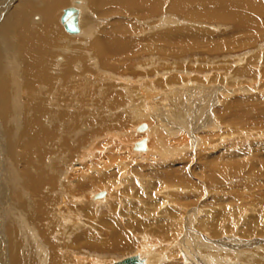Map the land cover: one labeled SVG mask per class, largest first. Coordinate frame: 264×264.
<instances>
[{
    "label": "bare ground",
    "instance_id": "1",
    "mask_svg": "<svg viewBox=\"0 0 264 264\" xmlns=\"http://www.w3.org/2000/svg\"><path fill=\"white\" fill-rule=\"evenodd\" d=\"M72 3L75 4L76 7H72L73 6ZM77 7L83 11L81 15V19H80L81 11ZM60 8H62L61 11H60ZM69 8L76 10L77 31L68 32L65 30L67 33L72 34V35H65L63 33L60 23L62 24L61 18H62L64 11ZM7 10L9 12H7L4 17L1 16L0 18L1 19L0 20V118L2 119L1 124L3 126V135H4L3 137H5V144L3 145L4 149L2 148V150L5 151V154L8 155V158L12 159L14 164L20 167L21 169L20 178L23 179L24 181L25 179L27 180V183L25 184H27V186L30 187L29 193L34 203L33 206L31 207L32 209H29L25 203V199L24 201H22V203L18 201L20 205L23 208H25L24 211H21L19 214H17L18 217L16 216L17 217L16 220L19 221V224L17 223L18 226L16 225L18 228L17 230H14L15 228L14 229L10 228V225L8 227L6 226L7 228L5 231L10 230L12 235L14 233L16 235V241L13 242L12 237L11 238L9 237L10 240L8 239L10 243V245L8 243V246H7L8 247V254H7L8 264H76L78 261L83 262L84 260L85 261L87 260L88 264H101V263H98L101 260L99 257L97 258L99 261L93 257L94 255L90 257L91 254L90 256L88 254L84 257H75L76 255H73L72 250L88 248L93 251H98V249L99 250L106 249L107 251H115V250L125 249V248H128V243H129V241L127 240V234L123 231L121 225L117 223L115 225L110 221L112 216L114 215L112 216L102 215V217H100L98 221L100 222L103 229L107 228L109 232L111 230V233H108V234H112L110 240L108 239V240L101 241L102 240L101 238V240L99 239L100 240L99 241V240H95L93 237L87 238L83 234H79L73 240L72 239L70 240V235H72L73 229H74V228L72 229V226L74 223L72 224L71 227L69 226V228L58 229L59 225H61L60 221L62 219H61V214L57 213V211L58 212L63 211L64 209H66L64 207H68L67 205L71 206L69 202H74V201L67 200L66 196L57 195V190L60 188V186H58L60 184L59 178H58V171L57 170L55 171L54 167H46L47 164L46 166L44 164V159L46 158V155L48 154L47 151L49 152V145L53 143L54 141H56L55 139L58 136L56 135V132H55V126L57 123H58L57 125L58 128L63 126L64 128H66L65 129L66 132L69 131L70 134L73 135V137H69V138H72V142L70 145L67 146V149L69 150L70 155L73 156L75 154V151L74 153L71 152V148L79 137H76L73 133L79 134L78 131H80L79 130L80 123L86 122V119L88 118V115H89V110H91L89 109L87 111L89 107V103H87L89 101L87 100H92V99L87 94H85V92L87 91L89 87L91 86L94 87V85H92L91 83L90 84L88 83L89 82L88 79H85V77L89 78L85 76L86 73L91 72L90 70H92L89 66L92 65L93 67L95 66V68H100L102 70L109 69L112 71H116L120 74L126 70L127 63L131 62V60L133 59H137V57L138 58L144 57V61L141 62V65L139 67L146 71L150 65L151 66L154 65L153 63H155V61L158 62L159 66L161 65L163 66L162 60L168 59L169 56H175L176 57L175 60L179 61L182 58V56L184 57V54H187V53L198 54V55L199 54H209V55L217 54L219 56L224 55L225 58L228 57L229 59L230 55L227 54L229 50L231 51L233 49L245 50L246 48H249V46H253V45H256L255 47H257V41H256L257 39H255L256 38L255 36L252 37V35L254 34L253 31L255 29H259V22H258L259 20L257 21L258 17L259 18L264 17V0H0V15L3 12H6ZM34 14H38L39 16L37 17L38 23L37 22L34 23L32 21V18L36 17V15ZM122 14L131 15V17L135 18L134 20L135 22H140L141 24H144V26L147 28H144L143 30H141L140 28H137L136 26L131 25L129 22L130 20H116L115 19L117 15H122ZM57 15H58V18H57ZM57 21L59 23V26H56ZM153 23L154 25H150ZM198 23H205V25L211 24L210 26L212 27L214 26L216 28L217 27L222 28V26L229 27L230 31L229 32L223 31L222 33H219V34L216 33L217 35H212L209 32V30H203L202 29L203 27L196 28L194 25ZM67 49L68 51L65 52V50ZM61 52L63 55H61L62 58L60 57L59 58L62 61L57 63L56 61H54V58L56 56H59L58 54H60ZM152 53H154V55L155 53L156 55L158 54V57L155 55L157 60L153 59L154 55ZM146 57H148L149 60H146L147 59ZM2 60L4 61L5 66L2 63L3 62ZM89 62L91 63L90 65H89ZM145 63L149 64V66L146 65ZM210 64H213V63H210ZM164 65L166 66V64ZM246 65L247 64H245V66L242 69H238L237 71L239 73L249 72L245 69L247 67ZM3 66H4V69L7 70L8 72L7 77L3 76V72H2ZM128 67H130L128 71L132 70L131 66H128ZM158 72L153 69V70H148L146 73L147 74L157 73V75H160V73ZM79 76L80 78H78ZM166 80H164V85H167V83H170V85H172L175 82L181 81L182 79L181 77L175 75ZM144 82L145 83L143 85H139V87L144 88V86L146 87L147 84L149 83V81H144ZM157 82L159 83V80ZM95 85H97V89L100 90L98 84H95ZM112 86L117 87L116 83L113 84ZM97 89H96L95 98H97L98 92H99ZM101 89L103 88L101 87ZM130 89H127V91ZM174 89L176 88L174 87ZM144 90H147V89L145 88ZM110 91L115 93V89H112ZM139 91L140 89L137 90V92L135 91L136 94ZM99 93H102V92H99ZM139 94H141L142 96L138 95V97L140 98L137 101H140L142 103L135 107L137 108L136 110L138 111L135 110L134 112H132V114H134L133 118L137 121H141V120L147 121L149 116L146 113V108L149 102L155 98H153L152 95H149L146 92L145 93L140 92ZM257 97L259 100H256L255 97H252V96L249 98L234 97L231 100L224 102L222 107L218 108L215 111V115L219 119V122L222 121L223 123L226 124V125L225 124L223 125H225L227 129H231L229 124L232 122L234 125L238 126L240 130L243 129L246 133L249 132V128L252 130L255 129V131H256V128L257 130H262L264 129V97L256 96V98ZM137 98H135L134 104H136ZM174 100L175 99H173V101ZM96 101H99V99H97ZM106 101L104 100H102L101 102L99 101L100 103L98 104V106L107 105L108 102ZM112 102L113 104L114 103L120 104L119 108H122V102L120 99L114 98L113 101L112 100L110 101V103ZM125 102L127 101L125 100ZM142 105L143 106L145 105L144 106L145 110H143L144 107H142ZM68 108L71 110L69 111ZM100 109H103V108H100ZM129 109H130V106H129ZM14 110L16 111L14 112ZM72 110H74V113H71ZM180 110L181 112L177 110L178 112L174 114L173 118L168 116L169 118L162 117L163 120L160 119L164 121L165 126L169 125V127L170 126L172 127L171 130L173 132L171 131L169 136L174 135L175 130L179 129L181 125L184 123L183 119L185 118H181L182 117L181 107H180ZM123 112L125 111H122V113ZM98 113L100 112L98 111ZM117 113L118 112H116V114ZM161 113L163 114V112ZM109 114H107V116H109ZM111 116L113 117L112 113H111ZM114 116H115V113H114ZM156 116H158V114ZM98 117H99V114H98ZM173 119L174 121L178 122L176 126L172 125L173 123L171 124V121ZM135 120H132V121H135ZM212 121H213L212 123L215 125L214 120ZM17 122L18 124L16 125ZM12 124L14 126V129L16 127L15 130H13ZM98 124H102V123H98ZM81 129H83V127ZM57 132H59V130ZM0 133H1V130H0ZM135 133H138V132H135V130H133V133L129 132V134H126L127 137L124 138L125 140L123 141L124 144L122 148H116L114 146L116 149L113 147H112L113 149L111 150L105 149L104 151H101L100 154H98L97 156L96 155H92V156H94V158L95 157L100 158L101 156H103V153H107L109 151L110 157H113L114 155H116L114 153V150H115L117 152L119 151V154L121 153L120 151H122L123 153L121 154H123V156H120L119 159H114V160L112 158V163L114 166H118V165L120 166V164L124 165L123 161L129 158L131 159V161L132 160L134 161L135 159L137 160V157L140 156V153L138 152L136 155L135 153H133V149L134 151L137 152L138 149L142 148L143 146L145 147L146 141L141 140L137 143H135L136 141H134L133 143L128 144L129 140L132 141V139L135 137L136 135ZM87 134H88V131H87ZM243 134L245 133L243 132ZM104 135L102 136L104 137ZM22 136H24V139L21 142ZM183 139H184L183 137L182 138L180 137V142L183 141ZM154 141H158V140H156L154 137V139L152 140V143H154ZM64 142L66 141L64 140ZM96 143L97 142H95V144ZM181 143L182 144L179 145L180 150L176 151V152H179V154H180V151L182 152L183 149L185 150L186 148H188L185 146L183 142ZM100 144L98 143L99 146ZM149 144L150 143L147 142L146 146H147L148 151H150L151 154L152 153L155 154V151H158L157 148L160 147L161 149L158 154H160L161 156L167 155L168 152L166 151V149L161 147L159 142L156 144L154 143L155 145L152 144L151 147ZM79 145H82V144L79 143L77 146ZM260 146H261L260 148H264V144ZM86 147L88 148V145ZM242 147H243L242 145L241 146L239 145L238 147L236 148L234 147L233 149H231V151H233L231 154L233 157H230L227 160L226 164H223L222 167L224 168L222 170L220 169L218 174L214 173L213 175L214 177L212 176V180L215 183V185L217 183L221 184L220 181L224 182L227 179H230L231 181V176H230L231 173L232 174L241 173L245 178V181L243 184L238 185L237 187L234 188L235 196L233 200L230 199L228 200V202L226 201L227 203L224 204V206L221 205L222 196L217 195L215 196L214 199L212 198L213 199L212 202L214 204L210 206L213 208L215 212L212 210V208L210 210H211V213L213 214V217H214L213 221L216 223V225H215V228L211 230V234L216 239L220 237V240H218V242L215 243L219 246L215 253V254L218 253L217 256L219 255L222 256V254L224 256L225 254L230 253V250L227 247H226L227 249L224 248L225 246H228V245L222 244L221 238L225 234L236 233L235 231L237 229L236 227L237 224H240V223L242 224L240 228H241V232H243L244 234L250 231L252 235L253 234H257L258 236L264 235V227L262 226V223H264V219H262V216L264 215V152L263 151L258 152V154H256L255 160H250L247 158V155L244 157V156H241L242 154H239L241 152H239L238 149ZM89 149L92 150L91 148ZM85 154L87 153L85 152ZM79 156L80 155H74L73 157H70V164H72L74 160L76 159L79 160L80 158ZM87 157L85 155L80 159H86ZM242 157L245 158L243 159L244 161L242 162L244 163V165L240 163L241 161L240 158ZM106 158H108V155ZM185 158L189 159L188 156H185ZM238 160H239V163L235 164L234 161H238ZM109 161H110V158H109ZM232 163L235 164V166L233 165L234 167L229 166L230 164L232 165ZM181 166L184 167V165H181ZM208 166L212 167L213 169L215 168L213 167L214 164L209 163ZM121 167L123 168V166ZM121 169H118V170L120 171ZM216 169L218 168H215L214 170L215 171L219 170V169L218 170ZM118 170H117V173L119 172ZM180 170L178 169L175 171L172 169H165L163 170L164 172H162L161 170L162 176L161 175L159 176L162 177L164 181V182L162 181L163 183H167L166 184L167 187H172L175 184L179 186L180 183L182 184V186H184L186 183H189L190 181L187 180L188 178L185 175L183 176L182 173H179V175H177L178 174L177 171L181 172ZM193 171H194V168L192 169V173L195 172ZM134 172H136V170ZM161 172H158V174H160ZM68 174L69 172H67L65 176H67ZM107 174L109 175V173ZM109 178H110L109 176L107 178L97 177L95 179L96 182H94V184L102 185V186L107 185L106 181H108V184H109L113 180V179L110 180ZM14 179L16 178H13V182H14ZM225 183L226 182L222 183L221 186L223 184L226 186ZM91 184L92 183L91 182L89 183L88 181L87 182H82V181L77 182V186L80 187L79 194L82 198L86 199V196L88 195H85L81 192L83 191L86 192L91 186ZM190 185L192 186V184ZM224 185L222 187V190L226 188ZM185 187H188V186L185 185ZM67 188L69 189L68 185H67ZM213 190H215V192L217 193L223 192L221 188L219 187ZM67 191L69 190L66 189V192ZM215 192L214 194H216ZM87 193L89 194V197L91 196V194L92 196L94 195L92 192L91 193L87 192ZM106 194L107 192L105 191L101 193H96L93 199H95L96 201L97 199H103V197ZM73 195L74 194H72V196ZM231 196L233 195L231 194ZM176 198L174 200H176ZM107 199L101 202L100 201L93 202L92 205L94 207H98L105 201L107 202ZM179 200L184 201L182 200V198ZM179 200L174 201V203L177 201L181 202ZM187 201L188 200H186V202ZM231 201H233L234 203L236 202L235 207L231 205ZM192 204L193 203H191L190 201V204L186 205V208L188 207L187 210L189 211L194 210L193 208L192 209L189 208V206L191 207ZM175 206L178 208L179 207L181 208L179 204ZM182 207H183V204H182ZM13 210L15 211V209ZM189 211H183V214L187 213L186 216H188ZM248 211L251 212L250 217H249L250 220L242 218V216L246 215ZM86 215L87 217L89 216L87 212H86ZM52 216L55 217V220H54V217ZM63 217L65 218V216ZM188 218L185 217V219H188ZM136 219L137 218H135V220ZM67 220L68 219H65V222ZM140 220L141 219H139V221ZM68 221L73 222V220L72 221L68 220ZM132 221L133 220H131V222ZM121 224H122V221H121ZM125 225L127 227L130 226L127 223ZM62 226H65V225H62ZM187 226H189V224ZM75 227L79 228V225L77 226L75 225ZM181 228L183 229V226H181ZM17 235H19V238L21 240L23 239L25 240L27 238L28 241L20 243L21 241H19ZM103 236H106V235L104 234ZM96 241L98 243H96ZM208 242L206 241V244ZM144 244H145L144 242L143 244L141 242V246L138 247L139 248L138 250L140 251V255L142 257L139 254L131 255V256H137L142 261L143 264H150L152 263V260L149 258V256H145V253L147 251H146V248L144 247ZM188 245H191V244H188ZM185 246L187 245L185 244ZM197 247H199L198 249L200 252L205 247L209 248L207 245H204L200 242L197 243ZM187 249H183V250H185L186 253L188 252L190 253V251H188ZM46 250L48 251L46 252ZM150 251L151 250H149V252ZM74 254H76V252ZM160 254L163 256L165 255L164 253H160ZM218 258H220V256L217 257V260H219ZM154 262H156V260H154L152 264H154Z\"/></svg>",
    "mask_w": 264,
    "mask_h": 264
},
{
    "label": "rangeland",
    "instance_id": "2",
    "mask_svg": "<svg viewBox=\"0 0 264 264\" xmlns=\"http://www.w3.org/2000/svg\"><path fill=\"white\" fill-rule=\"evenodd\" d=\"M72 7H76V5L73 4ZM62 8H60V11ZM80 11H81L80 12V19H81V15L83 11L81 9ZM7 12L9 11L7 10L6 12H3L0 15V18L1 16L4 17ZM34 15H36V17H33L32 21L34 23L36 22L38 23L37 17L39 16L38 14H34ZM57 18H58V15H57ZM115 19L116 20H130L129 22L131 25L136 26L137 28H140L141 30H143L144 28H147L144 26V24H141L140 22H135L134 21L135 18L131 17V15H123V14L117 15ZM257 21L259 22V29H255L253 31L254 34L252 35V37L255 36L256 37L255 39H257L256 40L257 47H255L256 45H253V46H249V48H246L245 50H237V49H233L232 51L229 50V52H227V54L230 55L229 59L228 57L225 58L224 55H221V56L217 54H210V55L209 54H199L198 55V54L187 53V54H184V57L182 56V58L179 61L175 60L176 58L175 56H169L168 59L162 60L163 66L162 65L159 66L157 61H155V63H153L154 65L152 66L151 65L149 66V64L145 63L146 65L149 66L147 68V71L154 69L157 72L159 71L158 73H160V75H157V73L147 74L146 70L141 69L139 67L141 65V62L144 61V57H141V58L137 57V59L139 60L133 59L131 60V62H128L127 68H126L127 71L125 70L123 71L124 73L122 72L120 74L116 71H112L109 69L102 70L100 68H95V66L93 67L92 65H90L91 63L89 62L90 66L89 65L88 66L92 70L95 69L93 71L90 70L91 72H88L85 75L89 77V78L85 77V79L89 80L88 83L89 84L91 83L92 85H94V87L93 86L89 87L87 91L85 92V94H87L92 99V100H87L89 102L86 101L87 103H89V107H90V108L88 107L87 111L89 109L91 110H89V115H88V118L86 119V122L80 123V127H79L80 131H78L79 134L73 133L76 137H79V138L75 141V143L73 144L71 148L72 153H74L75 151L74 155H80L79 156L80 158H82L85 155L86 157L87 156L88 157L86 159H80V158L79 160L76 159L74 160L72 164H70V157H73L74 155L72 156L69 154L70 152L67 149V146L70 145L72 142V138H69V137H73V135L70 134L69 131L66 132L65 131L66 128H64L63 126L58 128L57 126L58 123H57L55 126V132H56V135H58L59 137L57 136L55 139L56 141L51 143L50 144L51 146L49 145V152L47 151L48 154L46 155V158L44 159L45 166L47 164L46 167H54L55 171L56 170L58 171V178L60 182L58 186H60V188L58 189L59 191L57 190V195L66 196L67 200L74 201V202H69L71 206L67 205L68 207H64L66 209H64L63 211H60V210H59L60 212L57 211V213L61 214V219H62L60 221L61 225H59L58 229L69 228V226L71 227L72 224L74 223L76 226L79 225V228L78 227L76 228L75 225L73 224L72 229L73 228L74 229H73L72 235H70V240L71 239L73 240L79 234H83L87 238L93 237L95 240H99V239L101 240V238H102L101 241L108 240V239L110 240L112 234H108V233H111V230L110 232L107 228L106 229L108 231L105 228L104 230L100 222L98 221V219L102 217V215H110V216L114 215L115 217L112 216L110 221L115 225L116 223L121 225L123 231L127 234V240L129 241V243H128V248L121 249V250H115V251H107L106 249L105 250L98 249V251H93L88 248L75 249V250H72L73 255H76L75 257H84L88 254L90 256L91 254L90 257L94 255L93 257L95 259H97L98 257L101 259L100 262L98 263L112 264L114 262L120 261L131 255H138V254L140 255V251L138 250L139 249L138 247L141 246V242L142 244L144 242L145 243L144 247L146 248V251H147V252L145 251L146 252L145 256H149V258L152 260V263L154 260H156L157 263L154 262V264H194V263L196 264H264V235H259V236L257 234L252 235L250 231L248 230H247L248 232L244 234L243 232H241V228H240L242 226L241 223L236 225L237 227L235 231L236 233L225 234L222 236L223 238V239L221 238L222 244L228 245V246H225L224 248L225 249L228 248L230 250V253L225 254L224 255L225 257L223 256V254L222 256L219 255L220 258H218L219 260H217V257L219 256H217L218 253L217 254L215 253L219 246L215 243L218 242V240H220V237L216 239L211 234V230L215 228L216 223L213 221L214 217L210 210L212 208L211 207L212 204H214L212 201L215 198V196L217 195L222 196L221 197L222 203L221 202L220 203L221 205L224 206V204H226L228 200L230 199L233 200L235 196L234 188L237 187L238 185L243 184L245 181V178L241 173H239L240 176L238 173L237 174L231 173L230 175L231 181L230 179H227L226 177L227 180L224 181L226 182L225 183L226 186L223 184L227 189L223 188L224 190H222L223 185L221 186V184L224 182L220 181L221 184L217 183L215 185V183L212 180V176L214 175V173L218 174L220 169L222 170L224 168L222 167L223 164H226L227 160L230 157H233L231 155L233 152L231 151V149H233L234 147L236 148L239 145L240 146L242 145L243 147L238 149V151L241 153L239 152L238 153L242 154L241 156H244V157L247 155V158L250 160H255L256 154H258V152L260 151L264 152V148H260L261 147L260 145L264 144V129L257 130L256 128V131H255V129L252 130L249 128V132H248L250 134L249 135L243 129L240 130V128L234 125L232 122L229 124L231 129H227V127H225L226 124L223 123L222 121L219 122V119L215 115V111L218 108H221L224 102H227L234 97L249 98L252 96V97H255L256 100H259L258 97L256 98V96L264 97V17H260V18L258 17ZM60 25L65 35H72L65 31L61 23ZM150 25H154V23ZM210 25L211 24L205 25V23H198V24H195L194 26L196 28L203 27L202 28L203 30H209V32L212 35H217L216 33L219 34V33H222L223 31H226V32L230 31L229 27L222 26V28H218V27L216 28ZM56 26H59L58 21L56 22ZM67 51L68 49L65 50V52ZM152 54L154 55V53ZM58 55L59 56H56L54 58V61H56L57 63L62 61L60 58H62L61 55L63 54L61 52ZM155 55L153 59L157 60L156 56L158 57V54L156 56ZM146 58H147L146 60H149L148 57ZM2 63L4 65V61ZM210 63H213V64H210ZM164 64H166V66ZM245 64H247L246 65L247 67L245 69L249 71L250 73L249 72L239 73L237 70L242 69L245 66ZM4 66L2 67L3 76L7 77L8 72L7 70L4 69ZM128 66H131L132 70L128 71V69L130 68ZM175 75L181 77L182 80L172 84L174 86L170 85V83H167V85H164V80L169 79ZM78 78H80V76ZM186 78L189 82L186 80ZM158 80H159V83L157 82ZM144 81H149L147 86L146 87L144 86V88L139 87V85H143L145 83ZM160 81L162 84L160 83ZM111 83L113 84L116 83L117 87H113L112 86L113 84ZM95 84H98L100 90L97 89V85ZM101 87L104 90L101 89ZM174 87L176 89H174ZM126 88L130 89L128 90L129 93ZM145 88L147 90H144ZM96 89L99 92H102V93L98 92L99 98L98 96L97 98H95ZM112 89H115V93L110 91ZM136 89L137 90L140 89V91L137 94H136L137 92ZM140 92L141 93L146 92L149 95H152L153 98H155L149 102L146 108V113L149 116L147 121L146 120L137 121L133 118L134 114H132V112H134L137 109L135 107L142 103L140 101H137L140 98L138 97V95H141L139 94ZM136 95L138 98L136 97ZM114 98H118L121 100L122 108H119L120 104H115V103L113 104V102L110 103V101L111 100L113 101ZM135 98H137L136 104H134ZM97 99H99L100 102L102 100L104 101L107 100L106 102H108L107 104L108 106L107 105L98 106L100 102L96 101ZM173 99L175 100L173 101ZM125 100L127 102H125ZM129 106H130V109H129ZM144 106L142 105V107ZM179 106L182 108L181 118H185L183 119L184 123L181 125L179 129L175 130L174 135L171 134L172 136H169V134L172 131L171 130L172 127L170 126L171 127L170 128L169 125H166L167 126L166 127L164 121H162L163 120L162 117L169 116L173 118L174 114L178 112L177 110L181 112ZM100 108H103L105 111ZM171 109L174 111H172ZM68 110L70 111L71 109L68 108ZM143 110H145V107L143 108ZM15 111L16 110H14V112ZM98 111L100 113H98ZM115 111L118 113L116 114ZM122 111H125V112L122 113ZM161 112H163V114ZM71 113H74V110H72ZM111 113L113 114V117L111 116ZM114 113H115V116H114ZM98 114H99V117H98ZM107 114H109V116H107ZM157 114L159 117L156 116ZM90 117L93 119H91ZM1 120L2 119L0 118V130H1V133H0V142H1L0 143V264H8V257H7L8 247L7 246L10 240L9 237L10 238L12 237V240L14 242L16 241V235L15 233L12 235L10 230H7V231L5 230L9 225H10V228H13V229L15 228L14 230H17L18 228L17 223L19 224V221L16 220L18 217L17 214H19L21 211H24L25 209L20 205V203H22L24 199L29 209H32L31 207L33 206L34 203L29 193L30 187H28L27 184H25L27 183V180L25 179L24 181L23 179L20 178L21 177L20 167L14 164L12 159L8 158V155H6L5 151L2 150V148L4 149L3 145L5 144V137H3L4 136L3 126L1 124ZM132 120H135V121H132ZM212 120H214L215 125L212 123L213 122ZM98 123H102V124H98ZM177 123L178 122L174 121V119L171 121L172 125L176 126ZM17 124L18 122L16 123V125ZM12 127H13V130L16 129V127L14 129L13 124H12ZM82 127L83 129H81ZM58 130L59 132H57ZM133 130H135V132H138V133H135L137 137L135 135L132 141L129 140L130 143L127 140L128 144H131L134 141H136L135 143L141 140L146 141L145 147L143 146L142 148L138 149L137 152L134 151L133 149V153H135L136 155L138 152L140 153V156L137 157V160L136 159L134 161L132 160L133 161L132 162L131 159L129 158L123 161L124 165L120 164V166L119 165L114 166L112 163V158L113 160L119 159L120 156H123V154H121L123 153L122 151H120L121 153L119 154V151L117 152L114 150V153L116 155H114L113 157H110L109 151L107 152L108 154L103 153V156H101L100 158L99 157L94 158V156H92V155L97 156L98 154H100L101 151H104L105 149L111 150L115 147L122 148L124 144L123 141L125 140L124 138L127 137L126 134H129V132L133 133ZM87 131H88V134H87ZM243 132L245 134H243ZM102 135H104V137ZM154 137L156 140H158V141H154V143L156 144L159 142L161 147L166 149V151L168 152L167 155H165L166 158L165 156H161L160 154H158L161 149L160 147L157 148L158 151H155V154L153 153L151 154L150 151H148L146 144L147 142H149L150 147L152 146V144L155 145L154 143H152V140L154 139ZM180 137L184 138L183 141L181 142H183L185 146L188 148H186L185 150L183 149V151L182 152L180 151V154H179V152H176V151L180 150L179 145L182 144L180 142ZM23 139H24V136H22L21 142L23 141ZM92 139H94L95 141ZM64 140L66 142H64ZM95 142L97 143L95 144ZM79 143L82 145L77 146ZM98 143L99 144L101 143L100 144L101 147L98 145ZM87 145H88V148L86 147ZM89 148H91L92 150H90ZM85 152L87 154H85ZM106 154L108 155V158H106L107 157ZM185 156H188L189 159H186ZM54 157L55 158L57 157L59 159L57 158L55 159ZM244 157L240 158L241 159L240 163L244 161L243 160L245 159ZM109 158H110V161H109ZM239 160L234 161V163L235 164L239 163ZM209 163L214 164L213 167L218 168L219 170L216 169L218 171H215L214 170L215 168L213 169L212 167L208 166ZM234 163H232V165L230 164L229 166L234 167L235 166ZM242 164L244 165V163ZM181 165H184V167ZM121 166H123V168ZM82 168L86 172L83 171ZM193 168L195 171L193 172L195 174L192 173ZM118 169H121V170L119 171ZM165 169H172L175 171L178 169L179 170L181 169L180 170L181 172L177 171L178 173L177 175H179V173H182L183 176L185 175L188 178L187 180H189L190 182L185 184L188 187H185V185L182 186L181 183H180L181 186L179 185L180 187L176 184L172 187H167L166 186L167 183H163L164 181L161 177L162 172H164L163 170ZM117 170L119 171L118 173H117ZM135 170L136 172H134ZM67 172H69L70 175L68 174L67 176H65ZM158 172H161V173L158 174ZM107 173H109V175ZM108 176L110 177L109 178L110 180L113 179L112 182L109 183L110 185L108 184V181H106L107 185H103V186L94 184V182H96L95 179L97 177L107 178ZM13 178H16L14 179V182H13ZM78 181L80 182L88 181L89 183L90 182L92 183L86 192L84 191L81 192L85 195H88L86 196V199L82 198L79 194L80 187L77 186ZM190 184H192L194 188ZM67 185L69 186V189L67 188ZM218 187L221 188L223 192L217 193L215 192V190H213ZM66 189L69 190L67 191L69 194L66 192ZM104 191L107 192L106 194L107 196L105 195L103 199H97V201L93 199L96 193H101ZM227 191L230 195L227 193ZM87 192H90V193L92 192L94 195L92 196L91 194V196L89 197V194ZM214 192L216 194H214ZM72 194L74 195L72 196ZM231 194L233 196H231ZM174 197L176 198V200H179L182 198V200L184 201L179 200L182 203L178 201L174 203V201H176L174 200L175 199ZM187 197L188 198L190 197L191 200L190 198L188 199ZM104 198L105 199L108 198L107 202L105 201L98 207H94L92 205L93 202H99V201L101 202L105 200ZM186 200L188 201L186 202ZM190 201L193 204L191 205V207L189 206V208L190 209L193 208L195 210V211L192 210L193 212L187 210L188 207L186 208V205L190 204ZM177 204H179L181 208L176 207L175 205ZM182 204H183V207H182ZM201 204L202 205L204 204L203 205L204 207ZM235 204L236 202L234 203L233 201H231L232 206L235 207ZM13 209H15V211ZM183 211H189L188 216H186L187 213L183 214ZM70 212L71 213L73 212V213L71 214ZM86 212L87 214H89L88 216L89 218L87 217ZM250 213L251 212L248 211L246 215L242 216V218L250 220L249 218ZM63 216H65V218ZM76 217L78 220L76 219ZM185 217L187 218L189 217V218L185 219ZM135 218H137L138 220L137 219L135 220ZM65 219H68L71 221L73 220V222H70L68 220L65 222ZM139 219L141 220L139 221ZM262 219H264V215L262 216ZM54 220H55V217H54ZM131 220L133 221L131 222ZM121 221H122V224H121ZM124 223L129 224L130 226L128 227L130 229ZM136 223H138L139 225ZM188 224L189 226H187ZM62 225H65V226H62ZM181 226H183V229L181 228ZM262 226L264 227V223H262ZM178 227H180L181 229ZM104 234L108 238L106 236H103ZM255 235H257L258 237ZM17 237L19 241H21L20 243L28 241L27 238L25 240L24 239L21 240L19 238V235H17ZM206 241L207 242L210 241L208 242L209 244L208 243L206 244ZM198 242L204 245H207L209 248L205 247L204 249H202L203 248L202 247L200 249H202L203 251L201 250L200 252L198 249L199 247H197ZM96 243L98 242L96 241ZM185 244L187 246H185ZM188 244H191V245H188ZM148 249L151 251L149 252ZM183 249H187L188 251H190V253L189 252L186 253L185 250ZM47 251L48 250H46V252ZM74 251L76 252V254H74L75 253ZM160 253H164L166 256L165 255L163 256ZM187 259L190 261H188ZM81 263L88 264L87 260L86 261L84 260L83 262L78 261L76 264H81Z\"/></svg>",
    "mask_w": 264,
    "mask_h": 264
},
{
    "label": "water",
    "instance_id": "3",
    "mask_svg": "<svg viewBox=\"0 0 264 264\" xmlns=\"http://www.w3.org/2000/svg\"><path fill=\"white\" fill-rule=\"evenodd\" d=\"M61 22L66 31L76 32L77 31L76 10L72 8L66 9L62 15ZM113 264H143V263L137 256H129Z\"/></svg>",
    "mask_w": 264,
    "mask_h": 264
}]
</instances>
